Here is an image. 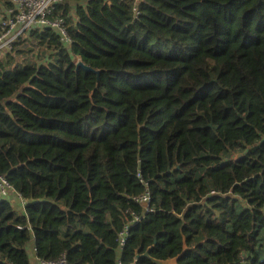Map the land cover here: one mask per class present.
I'll use <instances>...</instances> for the list:
<instances>
[{
  "label": "trees",
  "instance_id": "1",
  "mask_svg": "<svg viewBox=\"0 0 264 264\" xmlns=\"http://www.w3.org/2000/svg\"><path fill=\"white\" fill-rule=\"evenodd\" d=\"M53 15L0 58V264H264V0Z\"/></svg>",
  "mask_w": 264,
  "mask_h": 264
},
{
  "label": "built area",
  "instance_id": "2",
  "mask_svg": "<svg viewBox=\"0 0 264 264\" xmlns=\"http://www.w3.org/2000/svg\"><path fill=\"white\" fill-rule=\"evenodd\" d=\"M59 0H0V58L10 52L15 43L31 31H42L45 28L53 29L65 43L69 42L65 22L54 17ZM11 193L21 201H24L10 185L5 176L0 175V202L8 199ZM136 202L148 203L149 195L135 198ZM122 234L121 243L125 244V235ZM38 264H69L65 258L57 261H42Z\"/></svg>",
  "mask_w": 264,
  "mask_h": 264
},
{
  "label": "water",
  "instance_id": "3",
  "mask_svg": "<svg viewBox=\"0 0 264 264\" xmlns=\"http://www.w3.org/2000/svg\"><path fill=\"white\" fill-rule=\"evenodd\" d=\"M78 67H82L84 68L86 71H90L91 69L89 67H86L82 62H80L78 64ZM138 258H149L150 260H152L155 264H177L178 262V259H173V260H168V261H159V260H156V259H153L151 256H150V253L147 252L145 255H138L137 256Z\"/></svg>",
  "mask_w": 264,
  "mask_h": 264
},
{
  "label": "crops",
  "instance_id": "4",
  "mask_svg": "<svg viewBox=\"0 0 264 264\" xmlns=\"http://www.w3.org/2000/svg\"><path fill=\"white\" fill-rule=\"evenodd\" d=\"M20 205L22 206V203H20ZM29 253H30L31 260H32V264H38L39 258L36 255L35 244L31 246V248L29 249Z\"/></svg>",
  "mask_w": 264,
  "mask_h": 264
},
{
  "label": "rangeland",
  "instance_id": "5",
  "mask_svg": "<svg viewBox=\"0 0 264 264\" xmlns=\"http://www.w3.org/2000/svg\"><path fill=\"white\" fill-rule=\"evenodd\" d=\"M41 57H42V56H41ZM41 57H40V58H41ZM46 57H47V55H44L42 61H45V60H46Z\"/></svg>",
  "mask_w": 264,
  "mask_h": 264
}]
</instances>
